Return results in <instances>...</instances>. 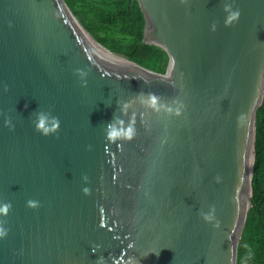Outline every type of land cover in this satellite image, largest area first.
Wrapping results in <instances>:
<instances>
[{
	"label": "water",
	"instance_id": "1",
	"mask_svg": "<svg viewBox=\"0 0 264 264\" xmlns=\"http://www.w3.org/2000/svg\"><path fill=\"white\" fill-rule=\"evenodd\" d=\"M137 1L162 70L106 48L65 0H0V264H239L264 0ZM225 4L241 13L228 26ZM116 118L135 120L131 140L106 139Z\"/></svg>",
	"mask_w": 264,
	"mask_h": 264
},
{
	"label": "trees",
	"instance_id": "2",
	"mask_svg": "<svg viewBox=\"0 0 264 264\" xmlns=\"http://www.w3.org/2000/svg\"><path fill=\"white\" fill-rule=\"evenodd\" d=\"M84 27L114 53L162 70L169 55L143 42L145 17L137 0H65ZM253 192L239 246V264H264V100L257 111Z\"/></svg>",
	"mask_w": 264,
	"mask_h": 264
},
{
	"label": "clouds",
	"instance_id": "3",
	"mask_svg": "<svg viewBox=\"0 0 264 264\" xmlns=\"http://www.w3.org/2000/svg\"><path fill=\"white\" fill-rule=\"evenodd\" d=\"M225 11L227 15L225 17L224 23L226 26L231 25L233 22H237L241 15L239 9H233L231 4H225ZM212 30L214 31L216 25L213 24ZM82 84L86 85L87 80L84 79L86 73L82 69H77ZM143 95V94H141ZM149 107L153 109H158V98L155 94L149 93L146 98L143 100ZM124 108H127V104L124 105ZM9 122V121H6ZM35 129L40 132L42 135H50L56 133L60 126V119L57 116H53L44 112L37 114L36 120L33 122ZM135 120H131L126 126L125 122L119 118H116L114 122H109L106 125V139L110 142H116L121 139L131 140L135 136ZM86 179V177H85ZM85 192L88 191L87 188L84 189ZM37 201L29 200L27 201L28 206L35 207ZM11 207L10 203H5L0 205V212L7 213L8 209ZM204 219L206 221H211L213 219V213L208 212L204 213ZM6 235V229L0 228V236ZM130 264H136L134 260L130 258Z\"/></svg>",
	"mask_w": 264,
	"mask_h": 264
}]
</instances>
